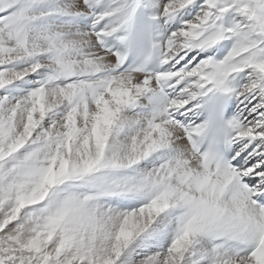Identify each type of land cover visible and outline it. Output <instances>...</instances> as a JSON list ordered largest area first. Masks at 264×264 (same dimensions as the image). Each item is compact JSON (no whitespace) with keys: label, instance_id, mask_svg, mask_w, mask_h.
Instances as JSON below:
<instances>
[{"label":"snow or ice","instance_id":"obj_1","mask_svg":"<svg viewBox=\"0 0 264 264\" xmlns=\"http://www.w3.org/2000/svg\"><path fill=\"white\" fill-rule=\"evenodd\" d=\"M0 264H264V0H0Z\"/></svg>","mask_w":264,"mask_h":264}]
</instances>
